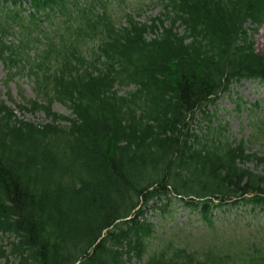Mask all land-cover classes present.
<instances>
[{
	"label": "trees",
	"instance_id": "16d2710c",
	"mask_svg": "<svg viewBox=\"0 0 264 264\" xmlns=\"http://www.w3.org/2000/svg\"><path fill=\"white\" fill-rule=\"evenodd\" d=\"M157 3L142 21L124 0H0L5 83L34 92H0V264H264V115L249 139L191 128L264 81V0ZM177 202L197 224H170Z\"/></svg>",
	"mask_w": 264,
	"mask_h": 264
},
{
	"label": "rangeland",
	"instance_id": "374dc122",
	"mask_svg": "<svg viewBox=\"0 0 264 264\" xmlns=\"http://www.w3.org/2000/svg\"><path fill=\"white\" fill-rule=\"evenodd\" d=\"M127 4V9H131L134 12H139L141 14L139 19L148 20L150 16L156 15L163 11L161 3H157L158 0H124ZM140 9L139 11H136ZM32 10V9H31ZM142 10V11H141ZM141 11V12H140ZM27 13L29 12L26 11ZM248 26L253 27L251 23ZM254 29V27H253ZM253 34V39L255 42V47L257 51L264 54V23L261 24L256 30H251ZM13 37V35H11ZM7 77V69L3 62L0 60V92L1 97L5 99L9 104L13 105V101L9 99L8 96V85L11 89L12 95L21 100L20 92L25 93L28 97H34V92L32 89V84L28 80V77L17 76L14 80H11L8 85L5 83ZM133 88V86H128L120 89V93H125L127 90ZM55 110L69 114L70 110L61 102L56 101L54 104ZM209 113H212V120L204 119L203 113L199 112L196 115V119L192 123V129L197 133L203 134L208 131L210 125H217L218 127L223 125L226 130L224 133L230 137L231 140H240L242 138L249 139L253 133H259V129H256V125L253 122L255 115H264V81L255 79H244L242 81L234 82L231 85L230 90L222 92L218 100L215 103H211L207 106ZM20 115H24L28 118L43 120L45 115L44 112L39 111L32 113L29 111H24ZM261 134V133H260ZM251 149L257 151L264 155V141L254 140ZM248 165L257 168L258 170H264L263 164L257 165L255 161H249ZM181 202H177L173 206V212L175 214L173 222H191L193 225L197 224V215L191 216L189 214L190 209L185 206H180ZM249 207L242 205L236 209V212H240L242 216L246 217L249 214ZM231 210V209H230ZM230 210L228 211H217V215H224L222 221H225L224 226L230 225L237 214L230 215ZM256 211H259L257 209ZM232 213V212H231ZM238 216V215H237ZM254 217L253 222L259 225H264V211L257 212ZM249 222L248 220H246ZM199 223V222H198ZM241 225V224H240Z\"/></svg>",
	"mask_w": 264,
	"mask_h": 264
}]
</instances>
